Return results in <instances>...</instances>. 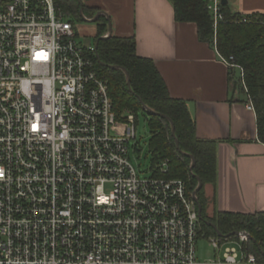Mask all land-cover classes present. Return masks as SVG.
Segmentation results:
<instances>
[{
    "label": "built area",
    "instance_id": "built-area-1",
    "mask_svg": "<svg viewBox=\"0 0 264 264\" xmlns=\"http://www.w3.org/2000/svg\"><path fill=\"white\" fill-rule=\"evenodd\" d=\"M222 6L207 0L215 29ZM95 56L57 0H0V264H264L247 232L204 231L169 161L140 176L139 122L114 110ZM204 239L215 260H198Z\"/></svg>",
    "mask_w": 264,
    "mask_h": 264
},
{
    "label": "trees",
    "instance_id": "trees-1",
    "mask_svg": "<svg viewBox=\"0 0 264 264\" xmlns=\"http://www.w3.org/2000/svg\"><path fill=\"white\" fill-rule=\"evenodd\" d=\"M57 1L68 17L81 19V9L86 16L87 10L81 0ZM169 1L178 23L195 24L199 40L211 45L223 59L238 67H228L234 93L244 104L252 103L257 118L258 140L264 144V14L233 13L228 5H223L224 20L215 29L207 10V0ZM92 12L91 19L100 11ZM97 26L93 43L95 46L98 43L96 69L107 82L114 110L119 115L129 111L136 115L137 120L140 112L145 116L150 130L152 166L169 161L168 177L185 181L189 193L195 192L200 180L202 188L196 196L202 209L201 225L204 231L209 236L218 237L215 230L207 225L210 222L223 235L247 232L251 237L250 252L258 262L264 263V212L253 215L218 212L213 217L207 213L205 186L217 182V142L197 136L196 123L187 103L171 96L153 60L137 54L134 37L112 35L101 40L108 32L107 20L100 17ZM124 70L129 75L130 87ZM145 108L155 114H149ZM171 122L175 137L172 135ZM175 138L181 151L195 159L192 171L191 159L177 150Z\"/></svg>",
    "mask_w": 264,
    "mask_h": 264
},
{
    "label": "crops",
    "instance_id": "crops-1",
    "mask_svg": "<svg viewBox=\"0 0 264 264\" xmlns=\"http://www.w3.org/2000/svg\"><path fill=\"white\" fill-rule=\"evenodd\" d=\"M81 1L87 18L94 10L109 17L113 36L135 38L137 54L153 60L171 96L187 103L197 136L217 142V182L205 186L208 215L264 212L256 113L234 93L228 66L199 40L196 25L178 23L169 0ZM226 1L233 13L264 14V0Z\"/></svg>",
    "mask_w": 264,
    "mask_h": 264
},
{
    "label": "rangeland",
    "instance_id": "rangeland-1",
    "mask_svg": "<svg viewBox=\"0 0 264 264\" xmlns=\"http://www.w3.org/2000/svg\"><path fill=\"white\" fill-rule=\"evenodd\" d=\"M58 2V1H57ZM60 5V3L58 2ZM61 7V5H60ZM62 8V7H61ZM85 20L78 19L75 17L70 18L74 24L75 33L77 35V41L84 47L92 45L97 36V23L88 22L92 19L87 18ZM107 26L109 30V24L107 21ZM128 112V111H126ZM138 132H137V141L131 143L130 150V159L134 167L137 169L141 177L149 176L150 169L152 167V158L149 153V141H150V130L147 125L145 116L140 112L138 114ZM113 134H118L122 132V129H115L112 131ZM137 146V149H134V146ZM198 260L200 262H207L210 260H215L217 258V251L214 250L207 240H200L198 242L197 249Z\"/></svg>",
    "mask_w": 264,
    "mask_h": 264
},
{
    "label": "water",
    "instance_id": "water-1",
    "mask_svg": "<svg viewBox=\"0 0 264 264\" xmlns=\"http://www.w3.org/2000/svg\"><path fill=\"white\" fill-rule=\"evenodd\" d=\"M222 4H223V5H227V1H226V0H222ZM84 16H85V15H84L83 9H81V18H82V20H85V17H84ZM100 17H106V19H107V21H108V24H109V27H110L109 30H108L107 35H105V36H103V37L100 38L101 40H104V39H107V38H109L110 36H112V29H111V24H110L109 17H108L105 13L99 12L94 18H92V20H90V21H88V22H94V23H97V21H98V19H99ZM85 21H87V20H85ZM97 46H98V43H96V47H97ZM98 61H99L100 64H102L101 61L99 60V57H98ZM113 69H118V68H117V67H113ZM124 73H125V75H126V77H127V85L130 87V78H129V75H128L127 71H125V70H124ZM145 109H146V108H145ZM146 111H147L149 114H155V113L151 112L150 110H147V109H146ZM160 116H161L162 118L167 119L166 116H164V115H160ZM171 126H172V135L175 137L174 126H173V123H172V122H171ZM175 142H176L177 150H178L182 155H184V156H186V157H189V158L191 159L192 163H191V166H190V171H192V169H193V167H194V165H195V159H194L191 155L185 154V153H183V152L181 151L180 146H179V143H178V141H177L176 138H175ZM201 188H202V183H201V181L199 180L198 187H197V189H196L195 192H194V197H196L197 193L199 192V190H200ZM195 202H196L197 205H198L199 216H200V218H201V212H202L201 206L199 205L198 200H197L196 198H195ZM207 225H208L209 227H211L212 229H214L215 232L217 233V236H218L219 238H222V239H229V238H231V237H234V236H238V235H240V232H235V233H231V234H228V235H223V234H221V233L217 230L216 226H215L213 223L207 222Z\"/></svg>",
    "mask_w": 264,
    "mask_h": 264
}]
</instances>
